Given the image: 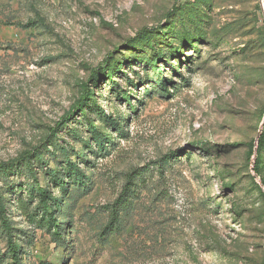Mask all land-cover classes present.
<instances>
[{"label":"rangeland","instance_id":"obj_1","mask_svg":"<svg viewBox=\"0 0 264 264\" xmlns=\"http://www.w3.org/2000/svg\"><path fill=\"white\" fill-rule=\"evenodd\" d=\"M262 3L0 0V164L42 150L53 170L63 147L91 180L72 193L58 247L16 208L22 177L0 183L30 264H264V145L258 177L252 169L264 132ZM157 50L155 71L144 61ZM85 85L102 113L83 120L72 109ZM128 179L129 205L105 232ZM6 254L0 226V264Z\"/></svg>","mask_w":264,"mask_h":264},{"label":"trees","instance_id":"obj_2","mask_svg":"<svg viewBox=\"0 0 264 264\" xmlns=\"http://www.w3.org/2000/svg\"><path fill=\"white\" fill-rule=\"evenodd\" d=\"M141 41L144 42L146 47L149 48L150 40L147 33L141 34ZM149 49L155 51L153 45H151ZM158 51V50H157ZM162 55L160 52H156V54L144 62L147 66L155 68V63L159 60V56ZM120 67L118 64L110 67V71L108 68L105 69V75L108 77V81L112 74L117 71ZM159 68H155V71H158ZM94 77V75H93ZM96 77V74H95ZM94 80V79H93ZM96 82V80H94ZM163 84V83H162ZM83 88V93L76 106L72 109V112H77L79 110V115L82 116L83 120H85L88 116V110L91 112L95 111V113H102L100 109L95 108V102L92 100L93 93H90L85 88ZM94 109V110H93ZM69 113L68 116L72 117L73 113ZM72 115V116H71ZM103 116V115H101ZM105 117V121H106ZM72 119V118H69ZM118 121H110V125L114 129L120 130V124L125 122L127 118L122 119L119 117ZM107 122V121H106ZM88 129L90 130L92 141L94 145H98L103 148V144L109 142V140H105V138L98 133L96 128H93L91 123L86 122ZM264 125V123H263ZM73 135L75 134V130L73 131ZM56 136V135H55ZM54 136V137H55ZM58 140V139H56ZM56 142H51L50 147H55ZM264 145V132L258 139L256 153L254 154V163H253V172L255 177L259 176L260 170V150ZM86 149H91V146H88ZM55 152L52 151L51 154ZM60 152L63 154L65 159L63 161L56 160V158H52V162L55 163V166L52 169L47 168L45 153L42 150H33L31 152H25L19 158L0 164V183H3L5 186H10V182H8L9 177L11 176H19L24 180V185L19 184L18 186H13L11 189L15 191L16 188H21L25 186V192H21L14 203H16V208L23 214L27 222L32 224L34 228L42 230L47 233L52 242L58 247L64 245L65 242V234L70 231L71 226H69V214L73 205L72 193L73 192H81L86 188H89L90 178L85 176L84 172L80 169H77L76 164L71 162L70 153L63 147H61ZM253 156L252 153L250 157ZM85 162H88L87 159H84ZM38 169H42L43 166L47 168L45 170V177L47 180V187H42L37 182V172L36 166ZM130 179H128L121 191V194L113 203L112 207L109 209V218L106 226L104 227L105 232H108L111 227L112 231H116L118 229L119 215L121 211H125L130 202V193L132 192V184L130 183ZM261 184L264 187V182L262 180ZM53 184L55 189L58 191L59 196L54 197L52 192L48 189V186ZM258 192L262 197H264L263 192L257 186ZM2 186L0 185V226L2 229L3 236L5 238V246L8 260H10L9 264H30V260L26 259L27 252L29 247H31L32 242L21 238L19 234L13 229L12 222L7 217V203L1 191ZM23 194L25 196H23ZM63 208H65L63 210ZM19 233V232H18ZM23 240V241H22ZM31 240V239H30ZM26 242V244H25ZM22 243V244H21ZM24 245V246H23ZM24 258V260H23Z\"/></svg>","mask_w":264,"mask_h":264},{"label":"water","instance_id":"obj_3","mask_svg":"<svg viewBox=\"0 0 264 264\" xmlns=\"http://www.w3.org/2000/svg\"><path fill=\"white\" fill-rule=\"evenodd\" d=\"M260 6H261V8L263 7L262 0H260ZM263 15H264V12H263ZM253 161H254V156H253ZM253 163H254V162H253Z\"/></svg>","mask_w":264,"mask_h":264}]
</instances>
